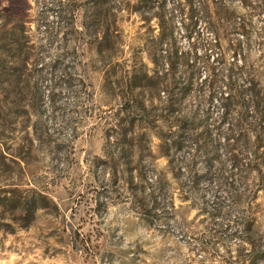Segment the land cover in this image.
Masks as SVG:
<instances>
[{
  "label": "rangeland",
  "instance_id": "1",
  "mask_svg": "<svg viewBox=\"0 0 264 264\" xmlns=\"http://www.w3.org/2000/svg\"><path fill=\"white\" fill-rule=\"evenodd\" d=\"M0 264H264V0H0Z\"/></svg>",
  "mask_w": 264,
  "mask_h": 264
},
{
  "label": "trees",
  "instance_id": "2",
  "mask_svg": "<svg viewBox=\"0 0 264 264\" xmlns=\"http://www.w3.org/2000/svg\"><path fill=\"white\" fill-rule=\"evenodd\" d=\"M193 16H194V13L192 14V16H191V20H192V18H193ZM160 19H162L161 17H159V20ZM195 25V22L192 20V22H191V24H190V26H188V27H193ZM169 57H170V66H169V70H172L173 71V69H174V60L175 59H178L179 58V52H178V50L177 49H173L171 52H170V54H169ZM230 78H229V80H227V86L229 87V89L232 91V92H235V93H237L238 92V89H237V87H236V83H235V81L231 78V76H233L235 73H236V70H235V68H233L232 66H230ZM153 79H155V84L156 85H160V84H162V82H163V80H162V76H160L159 74H158V70L157 71H155V73H154V75H153ZM213 80H215V77L213 78ZM142 86V85H141ZM230 97H233V93L231 94L230 93ZM231 129H230V146L232 147V146H234L235 145V137H234V135L233 134H235V132H238V129L235 127V123H233V125L230 127ZM236 130V131H235ZM242 131H239L238 132V134L237 135H243L242 133H241ZM231 137H232V139H231Z\"/></svg>",
  "mask_w": 264,
  "mask_h": 264
}]
</instances>
